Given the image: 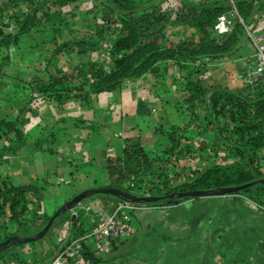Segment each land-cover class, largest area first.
<instances>
[{
    "label": "trees",
    "instance_id": "1",
    "mask_svg": "<svg viewBox=\"0 0 264 264\" xmlns=\"http://www.w3.org/2000/svg\"><path fill=\"white\" fill-rule=\"evenodd\" d=\"M70 1L73 0H0V45L16 44L20 35L43 26L53 30V47L42 57V67L32 80L39 94L31 97L35 106H39L42 97L63 102V98L74 95L85 100L103 90L119 88L125 79L140 78L146 73L161 80L162 95L173 87L182 92V98L175 102L181 121L157 128L168 137L165 148L151 151L137 136L124 141L120 156H107L108 184L127 188L139 196H163L155 201L132 202L136 206L133 212L203 197L164 196L174 191L241 185L264 176V79L258 81L253 92L249 85L236 90L204 82L207 57L230 58L247 37L239 19L224 35L214 29L217 16L232 7L230 0L198 3L186 0L172 21L174 26L182 25L177 31H191L183 38L178 34L167 35L165 31L161 4L166 0H95L94 32L84 30L79 36L73 32L70 38L59 41L57 36L71 28V23L58 7ZM259 2L264 5V0H235L239 14L247 21L252 20ZM100 49L107 53L102 61L96 55L92 57ZM64 51L87 57L82 63L66 64L58 61ZM170 69L176 72L170 75L175 85L172 87L164 83ZM29 102L15 118L0 119V138L14 136L9 146L0 149V164L6 155L20 153L28 130L24 116ZM146 104L140 103L139 113L149 112ZM197 136L205 140L203 146L208 157H214L207 165L197 160L203 154L194 146ZM40 142L37 139L36 144L41 145ZM132 176L136 186L126 183ZM45 186L14 184L7 173H0V242L11 234L30 235L45 226L61 206L47 210L43 201ZM229 194L253 201L264 209V182ZM110 199L121 200L109 193H97L82 202L96 201L106 209ZM77 206L59 215L44 237L11 244L0 252V264H47L61 248L60 242L48 241L53 232H58L59 238L62 230H67L68 239H72L93 228L89 216L96 213V207ZM7 221L15 224L10 232L3 231ZM85 252L92 264L100 257L89 247Z\"/></svg>",
    "mask_w": 264,
    "mask_h": 264
},
{
    "label": "crops",
    "instance_id": "2",
    "mask_svg": "<svg viewBox=\"0 0 264 264\" xmlns=\"http://www.w3.org/2000/svg\"><path fill=\"white\" fill-rule=\"evenodd\" d=\"M185 1L162 2L165 31ZM95 4V0H73L58 7L71 23V28L57 36L59 41L70 38L73 32L79 36L84 30L93 31ZM174 27L178 30L182 25ZM187 32L191 31H185V35ZM53 35L50 27L43 26L20 35L16 44L0 45V119L15 118L31 100L24 116L28 126L25 142L20 153L4 157L0 173H7L14 184L42 187L47 185L44 182H48L50 174L60 184L62 176L70 174L67 180L64 178L67 182L71 178L91 177L96 186H103L109 182L107 156H120L127 138L140 136L151 151L169 144L168 137L157 128L181 121L175 102L182 98V92L173 87L162 95V82L151 73L125 79L119 88L103 90L85 100L74 95L63 98V102L42 97L39 106H35L31 97L39 94L32 80L42 67V57L53 47ZM102 51L97 50L92 57L96 55L102 61L107 57L102 56ZM252 51L253 44L248 41L243 55ZM61 55L70 65L82 63L87 57L78 56L75 51ZM174 73L169 70L165 85L175 86L170 77ZM224 75L221 70L220 78L211 77L210 85L219 83L242 90L234 80L225 81ZM144 102L149 112L139 113V105ZM13 137L2 136L0 149L9 146ZM37 139H41V145L36 144ZM196 139V150L203 152L197 160L207 165L214 157H208L205 140ZM15 161L19 166L14 170ZM88 187L95 186L85 188ZM133 224L132 234L114 241L111 250L99 255L93 264H245L243 261L250 258H240L236 254L238 248L249 246L254 253L264 251V243L259 241L264 239V209L232 194L136 209ZM251 234L254 239L250 240Z\"/></svg>",
    "mask_w": 264,
    "mask_h": 264
},
{
    "label": "built area",
    "instance_id": "3",
    "mask_svg": "<svg viewBox=\"0 0 264 264\" xmlns=\"http://www.w3.org/2000/svg\"><path fill=\"white\" fill-rule=\"evenodd\" d=\"M198 3L202 0H191ZM191 2V3H192ZM232 7L224 13L218 15L217 21L214 25L216 33L224 35L231 31L235 25L237 19L243 24L246 35L250 38L253 44V51L246 53L240 57L241 77L244 79L246 85L252 87L251 91H254V86L260 79H264V7L262 3L256 5L253 12V18L251 21L244 19L238 12L235 4V0H230ZM163 9V8H162ZM161 9V10H162ZM176 19L175 16L173 17ZM171 24L167 28V35H177L181 38L185 33L175 30ZM177 31V32H176ZM109 43L103 45L106 48ZM102 56H106V52L103 49ZM210 60L207 57L205 63ZM108 65V64H107ZM108 68V66H107ZM245 85V86H246ZM155 110V109H153ZM264 117V116H263ZM197 136V139H200ZM128 184L136 186V181L132 176L127 180ZM112 209L104 208L96 201L79 203V208L89 209L92 206H96V213L90 215L91 221H93V228L86 231L85 234L76 236L72 239H68L69 232L67 230L61 232L60 237L56 236L58 232H53L49 236L48 241L60 242V250L53 255L47 262V264H92V259L86 255L85 250L89 247L99 255H105L112 248L114 241H122L127 239L129 235L134 231V224H132V210L136 207L134 203L129 200H117L112 203ZM73 214H76L74 212ZM72 221L69 222V224ZM66 227V223L64 224ZM5 226L9 229H14L15 224L7 221ZM65 227V229H66ZM63 237V238H62ZM62 238V239H61ZM27 250L30 247H25Z\"/></svg>",
    "mask_w": 264,
    "mask_h": 264
},
{
    "label": "rangeland",
    "instance_id": "4",
    "mask_svg": "<svg viewBox=\"0 0 264 264\" xmlns=\"http://www.w3.org/2000/svg\"><path fill=\"white\" fill-rule=\"evenodd\" d=\"M248 41H249L248 38L244 37V39L242 41V45L238 49L235 50V52L233 53V55L230 58H227V57L225 59L210 58V60L206 64L208 73L205 76L204 82L209 85L210 82H212V81H210L211 77H213V79L215 77L220 78L221 77V70H222V74H225L223 76L225 78L224 79L225 81L226 80H229V81L234 80L235 84H237V86L239 88L243 89L245 87L246 83L244 82V79L241 77V68H240L239 59L244 54L245 48H246V46H248ZM61 56L62 55L58 56V61L62 60ZM215 80H217V78ZM18 166H19L18 163L15 161V163L13 164L14 170L18 169ZM67 176H70V174L64 175V177L62 176L63 181H61V183L58 184L54 181L55 175L50 174V176L48 178V182H44V184H47V185L45 186L43 201H44V206H46L48 211H52L59 204L62 205L65 202V200H68L69 198L73 197L74 194H77V193L83 191L85 187H87L91 184H93V186L96 187V184L91 180V177L71 178L70 181L67 182L66 181ZM64 178H66V180ZM86 181H89V182L86 183ZM97 186H102V185L97 184ZM115 201H116V199L108 200V207L107 208H112V205H113L112 203ZM55 202H56V204H55ZM74 212H76V210H73V213ZM133 213L134 212L132 211V215H133ZM132 224H133V217H132ZM60 227H61V225L56 227L54 231H58ZM12 229L4 228L3 231L5 230L7 232H10ZM253 230H255V229H253ZM252 237L254 239V236L251 234L249 239L251 240ZM259 241H260V243H264V239H262V240L259 239ZM236 254L240 258H243V257H245V259L250 258V259H246L247 262L243 261L245 264H264V251L254 253V250L249 248V246H243L242 249L238 248V251ZM255 254H256V257H255ZM253 256H254V258H253Z\"/></svg>",
    "mask_w": 264,
    "mask_h": 264
},
{
    "label": "water",
    "instance_id": "5",
    "mask_svg": "<svg viewBox=\"0 0 264 264\" xmlns=\"http://www.w3.org/2000/svg\"><path fill=\"white\" fill-rule=\"evenodd\" d=\"M264 182V176L261 178L254 179L252 181H249V183H244L241 185H233L228 187H221V188H208V189H192L188 191H174L171 193H167V195H164L165 197L174 198V197H188V196H208V195H227L230 192L233 191H240L243 190L250 185H253L255 183ZM97 193H109L121 200H129L131 202H149V201H155L160 199L163 196L159 195H147V196H139L137 194H134L129 189L120 188L117 186H113L110 184H106L103 186H96V187H88L85 188V190L75 194L73 197L69 198L68 200H65V202L51 215V217L48 219V221L45 223V226L40 229L39 231L30 234L21 236L18 234H11L5 240L0 242V252L5 251L11 244H23L25 242L38 240L45 236V234L51 229L53 226V221L61 214L74 209L79 203L84 201L86 198L91 197L92 195H95Z\"/></svg>",
    "mask_w": 264,
    "mask_h": 264
},
{
    "label": "bare ground",
    "instance_id": "6",
    "mask_svg": "<svg viewBox=\"0 0 264 264\" xmlns=\"http://www.w3.org/2000/svg\"><path fill=\"white\" fill-rule=\"evenodd\" d=\"M256 7V6H255ZM245 29V28H244ZM248 37V36H247Z\"/></svg>",
    "mask_w": 264,
    "mask_h": 264
}]
</instances>
